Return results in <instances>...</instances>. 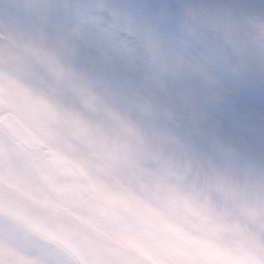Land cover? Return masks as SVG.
<instances>
[{
	"label": "clouds",
	"instance_id": "obj_1",
	"mask_svg": "<svg viewBox=\"0 0 264 264\" xmlns=\"http://www.w3.org/2000/svg\"><path fill=\"white\" fill-rule=\"evenodd\" d=\"M0 264H264V0H0Z\"/></svg>",
	"mask_w": 264,
	"mask_h": 264
},
{
	"label": "rangeland",
	"instance_id": "obj_2",
	"mask_svg": "<svg viewBox=\"0 0 264 264\" xmlns=\"http://www.w3.org/2000/svg\"><path fill=\"white\" fill-rule=\"evenodd\" d=\"M58 210H62V209H58ZM64 211H67L66 209H64ZM72 215L75 217V219H77V220H79V221H81V222H86V219L84 218V217H82V216H78V215H76L75 213H72Z\"/></svg>",
	"mask_w": 264,
	"mask_h": 264
}]
</instances>
